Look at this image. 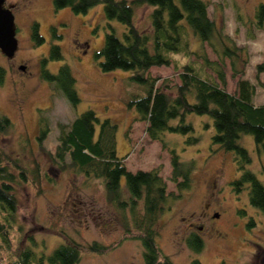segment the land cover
<instances>
[{"label": "rangeland", "instance_id": "374dc122", "mask_svg": "<svg viewBox=\"0 0 264 264\" xmlns=\"http://www.w3.org/2000/svg\"><path fill=\"white\" fill-rule=\"evenodd\" d=\"M204 1L208 15L222 34L243 49L240 57L246 62L237 60L235 67L243 69L244 76L254 83L253 103L263 104L264 90L255 80L254 64L264 58V12L263 16L259 15L264 0ZM149 10L146 5L135 7L134 23L139 30L148 29ZM33 21H37L39 33L44 37L37 45L30 37ZM108 23L121 35L123 25L115 20L107 21L101 4L84 13H74L69 7L54 10L52 0L29 1L17 12L14 53L5 56L0 51V66L4 70L0 114L12 122L7 132L0 135V163L13 173L16 226L22 229L21 232L13 229L12 246L26 240L36 253H48L68 238L83 245L96 241L110 248L100 254L83 251L76 264H143L140 241L126 236L122 217L107 203L100 180L85 178L67 166L59 168L50 160L48 152L53 151L57 142L59 124L67 126L90 108L99 118L108 117L116 123V152L123 156L125 167L131 171L157 168L166 192L178 196L157 221L156 242L173 263L264 264V213L249 204L246 184L238 193L230 187V181L239 172L231 152L210 146L211 120L207 115L186 116L193 123V134L199 137L197 143H185L186 137L182 134L166 132L164 135L168 146L175 148L181 160L194 163L189 187L178 190L170 180L169 149L162 147L159 140L149 138L145 132L146 121L135 119L134 109L127 108L126 101L135 87L126 83L128 72L121 69L103 72L93 56L109 30ZM51 27L60 38H53ZM51 44L59 45L62 58L48 61L46 67L56 72L60 64L69 66L80 98L74 106L54 84L40 77V59L48 54ZM198 47V41L190 38V48ZM201 48L209 60L218 59L207 43L203 42ZM185 59L195 64L202 61L196 52L188 58L174 54L168 66H151L147 74L157 77V83L166 78L172 85L178 81L177 72ZM222 59L225 88L233 92L237 75H232L230 59L227 56ZM21 64L24 69L19 68ZM204 69L218 81L210 66ZM41 119L50 130L39 142ZM240 143L250 154L246 167L264 186V156L255 152L250 135H242ZM20 169L25 179L19 176ZM239 209H244L245 214H239ZM250 218L253 224H249ZM28 234L35 238L34 244L25 239ZM191 234L201 239L198 251L187 243Z\"/></svg>", "mask_w": 264, "mask_h": 264}, {"label": "trees", "instance_id": "16d2710c", "mask_svg": "<svg viewBox=\"0 0 264 264\" xmlns=\"http://www.w3.org/2000/svg\"><path fill=\"white\" fill-rule=\"evenodd\" d=\"M54 10L69 7L74 13H84L89 8L101 4L104 18L123 25L121 35L108 23L109 30L103 37L100 48L93 56L101 71L121 69L128 72L126 83L134 90L126 101L127 108H133L135 119L146 121L145 132L151 139L160 141L170 153V180L178 190L186 189L191 182L193 160H181L174 147L168 146L165 133L185 135V143L199 141L193 134V123L186 119L190 113L207 115L213 132L209 144L231 152L234 156L238 177L230 181V187L238 193L247 185L250 205L264 213V186L255 173L246 167L250 154L240 143L244 134L252 137L254 150L264 156V103L254 104V83L244 76L243 69L235 67L243 50L233 43V39L216 26L208 15L204 0H52ZM146 5L148 12L147 30H139L134 23L135 7ZM263 16L264 6H260ZM53 38H60L51 27ZM30 37L34 44H40L44 37L39 33L37 21L30 26ZM190 38L198 41L199 47L190 48ZM205 42L216 53L218 59L209 60L201 48ZM196 52L201 64L185 59L177 72L178 81L169 85L166 78L157 83L147 70L151 66H168L174 54L188 58ZM230 59L232 75H237L236 89L229 92L225 88L223 57ZM62 53L57 44H51L48 54L40 59V77L56 86L67 102L74 106L80 98L75 89V78L65 63L56 72L49 71L46 64L59 60ZM176 63V62H175ZM244 64V63H243ZM210 66L218 79L205 71ZM4 70L0 66V83ZM254 77L264 90V58L254 64ZM12 126L10 119L0 114V135ZM205 126L208 128L209 123ZM117 125L108 117L99 118L88 108L64 126L59 124L57 142L49 151L50 160L59 168L65 166L85 178L100 180L107 203L122 217L126 236L134 237L142 246L143 264H175L162 253L156 242L157 221L170 202L178 197L166 192V185L157 168L131 171L122 162L123 156L116 152ZM50 127L39 120L37 138L42 142ZM213 149V150H214ZM6 158H9L5 156ZM34 171L39 173L34 162ZM19 166V165H17ZM22 168V167H21ZM264 172V165H263ZM19 176L25 179L23 169ZM13 173L0 163V264H76L83 251L104 253L110 246L96 241L80 244L71 238L53 247L50 252L36 253L26 240L12 246L13 229L16 226L17 198L11 184ZM245 214L244 209L238 210ZM128 215V216H127ZM127 216V218H126ZM249 224H253L250 218ZM123 236V238H127ZM34 244L35 238H26ZM191 249L198 251L201 241L191 234L187 237Z\"/></svg>", "mask_w": 264, "mask_h": 264}, {"label": "water", "instance_id": "95a60500", "mask_svg": "<svg viewBox=\"0 0 264 264\" xmlns=\"http://www.w3.org/2000/svg\"><path fill=\"white\" fill-rule=\"evenodd\" d=\"M16 47L17 39L13 29V14L8 8H0V51L5 56H11Z\"/></svg>", "mask_w": 264, "mask_h": 264}, {"label": "flooded vegetation", "instance_id": "af4514ba", "mask_svg": "<svg viewBox=\"0 0 264 264\" xmlns=\"http://www.w3.org/2000/svg\"><path fill=\"white\" fill-rule=\"evenodd\" d=\"M30 1V3L33 0H0V8H8L12 14H13V29L14 34L16 33V16L17 12L21 10V7L23 4H26ZM19 68L24 69V65H19ZM199 229H202V227H199ZM194 237H196L198 240H201L200 237L194 234Z\"/></svg>", "mask_w": 264, "mask_h": 264}]
</instances>
